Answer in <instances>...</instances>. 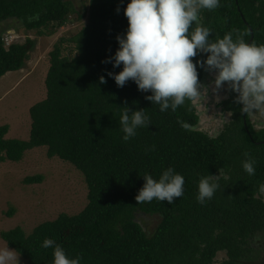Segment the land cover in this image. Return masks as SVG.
<instances>
[{
    "label": "trees",
    "instance_id": "1",
    "mask_svg": "<svg viewBox=\"0 0 264 264\" xmlns=\"http://www.w3.org/2000/svg\"><path fill=\"white\" fill-rule=\"evenodd\" d=\"M128 2L89 0L88 21L70 38L75 54L62 55L61 41L54 45L46 96L29 109L27 140L5 138L8 125L0 126V161H19L26 151L46 146L47 157L57 156L82 173L86 205L74 215L60 213L43 221L28 234L16 226L1 230L0 237L27 264H52L53 250L41 246L45 238L54 239L71 257L80 256L81 264H256L264 246V194L259 191L264 183V127L254 129L231 90L218 103L223 111H231V119L212 136L197 127L193 101L161 113L145 99L151 93L138 91L133 81L118 87L107 72L118 73L122 66L113 68L102 61L114 55L119 47L116 37L128 27ZM84 12L70 0H0V24L17 20L38 36L53 34L71 21L72 13L81 18ZM200 23L212 30L213 41L239 29L248 32L247 42L264 44V0H220L217 9L201 10ZM5 30L0 29V78L23 68L35 47L31 37L6 46ZM206 58L203 54L193 60ZM206 69L198 67L201 83L207 79ZM101 76L106 83H100ZM124 106L144 109L151 120L127 142L119 123ZM246 152L256 160L253 176L242 168ZM168 167L184 176V195L172 204H137L142 176L147 173L158 180ZM209 174L219 175L220 188L200 204L198 183ZM41 180V174H33L24 183ZM12 212L10 208L6 213ZM147 216L157 219L152 229L144 225ZM219 251L225 257L218 262Z\"/></svg>",
    "mask_w": 264,
    "mask_h": 264
},
{
    "label": "clouds",
    "instance_id": "2",
    "mask_svg": "<svg viewBox=\"0 0 264 264\" xmlns=\"http://www.w3.org/2000/svg\"><path fill=\"white\" fill-rule=\"evenodd\" d=\"M218 7L220 0H129L124 8L128 27L123 35H117L119 47L114 55L102 61L111 63L113 68L122 66V70L109 71L107 75L118 87L131 80L138 91L150 92L145 99L158 105L161 113L169 109L175 112L186 101L203 99L204 86L199 80L198 67L204 69L206 65L207 73L216 72V89L227 83L237 94L234 102L242 105V113L264 116V44L247 42L244 37L248 32L239 29H232L213 41L212 30L200 23V12ZM203 54H207L206 60H193ZM100 83H106L104 76L100 77ZM124 108L119 123L122 139L127 142L137 135L138 129L148 127L151 120L144 109ZM182 127L188 129L189 125L182 123ZM244 156L243 170L249 176L255 175V158L247 152ZM218 177L209 174L200 179L198 203L213 198L220 188ZM142 178L144 184L135 196L137 204L153 200L172 204L184 195L185 178L172 167L163 170L158 180L147 173ZM259 191L264 193V183ZM41 246L53 250L52 264H81L80 256L71 257L52 238H45ZM0 264H19L16 250L8 245L0 247Z\"/></svg>",
    "mask_w": 264,
    "mask_h": 264
},
{
    "label": "rangeland",
    "instance_id": "3",
    "mask_svg": "<svg viewBox=\"0 0 264 264\" xmlns=\"http://www.w3.org/2000/svg\"><path fill=\"white\" fill-rule=\"evenodd\" d=\"M70 1L76 10L85 9L83 16L78 18L76 13H72L71 21L56 28L51 35L38 36L34 30H25L17 20L7 19L0 24V29L4 30L12 24L17 25V28L5 30L3 35L7 39L4 41L23 42L26 37L35 39V47L29 53L24 67L8 71L0 78V126L8 125L6 138H29V109L46 96L45 78L49 68V53L54 45L61 41V53L67 57H72L76 52L75 43L70 38L88 21L86 11L89 0ZM208 75L202 84L203 99L193 102L199 115L197 127L215 136L231 119V111H223L218 105L229 97L230 89L227 83L216 89V72H208ZM249 119L254 129L264 127V116L249 114ZM46 150V146H41L26 151L19 161H0V231L19 226L28 234L39 223L53 220L60 213L74 215L86 205L87 186L82 173L57 156L47 157ZM33 174H41V182L24 183V178ZM10 208L13 209L12 215H7ZM156 224V217H146L145 227L152 229ZM261 240L264 242V237ZM6 245L0 237V247ZM261 250L262 254L255 259L256 264L264 263V246ZM223 257L225 253L219 251L215 260L219 262ZM19 264H27L20 255Z\"/></svg>",
    "mask_w": 264,
    "mask_h": 264
},
{
    "label": "bare ground",
    "instance_id": "4",
    "mask_svg": "<svg viewBox=\"0 0 264 264\" xmlns=\"http://www.w3.org/2000/svg\"><path fill=\"white\" fill-rule=\"evenodd\" d=\"M12 42H13V40H11V42H10V41H9V42L4 41L5 44H10V43H12Z\"/></svg>",
    "mask_w": 264,
    "mask_h": 264
},
{
    "label": "crops",
    "instance_id": "5",
    "mask_svg": "<svg viewBox=\"0 0 264 264\" xmlns=\"http://www.w3.org/2000/svg\"><path fill=\"white\" fill-rule=\"evenodd\" d=\"M7 133H8V132H6V134H7ZM6 134L4 135V137H5V138L7 137V135H6Z\"/></svg>",
    "mask_w": 264,
    "mask_h": 264
},
{
    "label": "water",
    "instance_id": "6",
    "mask_svg": "<svg viewBox=\"0 0 264 264\" xmlns=\"http://www.w3.org/2000/svg\"><path fill=\"white\" fill-rule=\"evenodd\" d=\"M252 34V33H251Z\"/></svg>",
    "mask_w": 264,
    "mask_h": 264
}]
</instances>
